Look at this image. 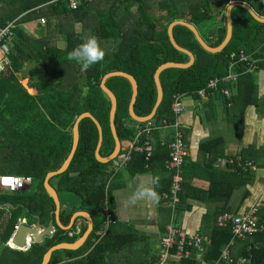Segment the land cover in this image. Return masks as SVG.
<instances>
[{
    "label": "trees",
    "instance_id": "1",
    "mask_svg": "<svg viewBox=\"0 0 264 264\" xmlns=\"http://www.w3.org/2000/svg\"><path fill=\"white\" fill-rule=\"evenodd\" d=\"M230 0H79L72 8L68 0H0V27L10 21L17 23L11 38L6 39L9 45L8 63L0 66V174H17L39 179L37 189L33 192L5 191L0 193V204H13L10 217L3 221L4 211L0 208V227L5 224L1 237L6 242L15 229L18 218L26 216L33 221V215L49 218L55 208L53 198L47 193L43 181L51 170L58 169L67 158L73 143V125L79 114L90 111L101 123L104 133L100 149L102 156L109 155L115 147V139L109 124L111 101L101 88L104 74L114 70H123L134 75L138 82V95L134 105L140 116L148 115L157 99V87L154 73L157 67L166 61L187 62L188 54L178 50L171 43L168 25L175 19L194 23L206 21L215 12L211 3L217 7L227 5ZM256 5L257 12L264 15V0H249ZM136 6L134 11L132 8ZM47 22L41 26L39 36L26 30L24 24L39 18ZM233 36L220 52H209L196 39L194 33L185 25L177 24L173 32L176 41L195 54V61L188 67H167L160 73L163 86V99L158 106L154 119L161 124L163 119H173L171 111L172 96L176 92L192 93L204 87L210 78L222 76L229 66L228 54L232 50L246 45L251 46L264 42V22L256 20L242 6L232 9ZM80 24L81 29H76ZM218 37L209 43L217 46L226 35V25L217 28ZM55 34L63 36L65 46L56 44ZM260 35V38L258 37ZM94 37L102 49L101 61L81 69L80 65L67 59V53L87 37ZM26 56L38 65L29 67L31 76L28 87L22 84L26 77L24 69ZM246 67L242 64L239 70ZM246 79L251 89L254 85L250 72L239 78ZM106 85L117 97L115 116L116 129L121 141V152L129 150L135 136V125L142 127L147 122L134 120L129 114V102L132 94L130 81L124 76H111ZM130 122L132 123L130 124ZM80 138L77 150L69 167L50 179L59 192H69L80 198V207L92 215L99 213L106 206L113 214L112 192L107 188L108 178L115 171L113 160L101 162L95 156L99 132L90 117H84L79 123ZM149 138V133L140 135V145ZM216 141L202 144L201 151L209 153L207 165L212 168L213 161L219 155L214 150ZM164 152L159 156L153 152L149 161L145 150H134L128 162L131 171L142 172L157 160L164 164L168 157L167 144L157 147ZM165 150V151H164ZM156 153V154H155ZM188 163L183 165L184 180L180 191L181 200L195 193L190 191L191 178L187 170ZM195 166V162L189 164ZM252 171L222 172L215 170L217 176L224 177L228 184V196L246 186ZM215 187L211 186L210 190ZM167 189V188H166ZM164 191V190H163ZM162 193V192H161ZM210 194V192H207ZM197 196V194H194ZM248 192L244 196H247ZM201 197L200 195H198ZM231 211L223 208L222 211ZM260 221L264 222V208H260ZM73 211L64 217L68 223ZM220 213V212H219ZM217 213V215L219 214ZM114 215V214H113ZM217 217V216H216ZM95 220L94 227L85 243L77 249H64L67 259L59 255L60 250L52 253L48 264H100L107 260L112 250L111 228L103 236L97 232L103 227V215ZM216 219V218H215ZM86 229V224L80 235ZM67 230L58 226L51 237L43 242L33 243L27 250L4 247L0 252V264H41L45 252L54 244L75 240L64 235ZM211 241L203 245V260L213 263L222 249L230 242L233 233L230 226H213ZM256 245L242 252L249 258V264H264V229L255 233ZM240 239H237V241ZM88 249V253L79 256ZM232 250V248H231ZM232 252V251H231ZM184 258L182 264H198L195 260ZM234 258V264L237 257ZM71 259V260H70Z\"/></svg>",
    "mask_w": 264,
    "mask_h": 264
},
{
    "label": "crops",
    "instance_id": "2",
    "mask_svg": "<svg viewBox=\"0 0 264 264\" xmlns=\"http://www.w3.org/2000/svg\"><path fill=\"white\" fill-rule=\"evenodd\" d=\"M240 1L248 3L258 13V6L256 7L249 0ZM260 1L262 0H258L257 3L259 4ZM211 6L215 12L213 2ZM224 24L226 25L225 15L223 20L220 19L215 24L216 29L212 31L217 33V28ZM260 32L264 33V29L258 33L260 34ZM209 37L211 40L217 38L215 34L208 36L206 39L208 42ZM258 37L260 38V35ZM241 47H245L248 54L253 58V62L250 66L246 65L242 70H239L242 65L240 64L236 70L241 73L239 78L242 74L248 72L252 74L254 85L251 89H249L250 86H247L246 79L243 78L240 81L238 78L235 83L230 85L232 93L229 101L219 91L210 92L205 97L197 95L195 91L192 93L187 92V95L184 96L185 110L180 117L184 125L186 141L185 164L188 163L186 171H188L189 178H191L190 191L196 190L197 196L192 193L184 201L181 200L179 194L180 200L174 209V221L188 232L197 231L210 235L215 225L217 213L221 212L223 208H230L235 213H243L255 205L258 208V218L261 213L260 208H264V42L255 44L251 48L246 45ZM152 120L155 121L154 118ZM148 122L142 127L136 124L135 133L138 132L139 128H142V134L144 132L149 133L148 139L153 152L157 150L156 153L162 156L164 155L161 150L163 148L158 149L157 147L162 139L170 138L171 128L155 127L145 131L149 127ZM209 140L216 141L214 150L219 152L212 163V168L207 165L209 153L201 151L202 144L207 143ZM231 157L250 160L254 163L255 169L246 170L252 171L249 176L250 181L246 186L236 189L230 197L225 193L226 189L221 188L222 186L225 187L228 182L224 180V177L217 176L215 170L232 171L231 165L223 163V160ZM193 162H195V166L190 167L189 164ZM146 168L142 172L134 173L127 163L125 166L115 168L114 173L108 178L106 188L112 192V210L116 222L109 226L111 228L112 250L108 252L107 260L100 264H154L163 258L164 249L160 239L166 232L173 210L165 204L162 194L170 186L171 173L165 167V161L163 164L160 160H157L153 165ZM211 186L215 188L210 190ZM207 192H210V194ZM246 192H248V195L244 196ZM61 193L59 192V197ZM65 195L66 200L64 203L60 198V220L66 226L70 224L76 212L88 210L80 207L81 201L78 196L69 194V192L68 195L67 193ZM0 208H3V221H6L11 215L12 207L4 205ZM70 211L73 212L69 222L63 223L61 213L63 212L65 217ZM90 215L94 227L95 220L101 219L102 213L99 212L93 215L90 213ZM52 217L54 215L52 216L50 212V217H42V222L47 225ZM23 218H26L28 222L26 216H20L17 224L19 219ZM35 221L34 219L31 222L34 223ZM85 224L87 228L88 217L85 214H77L72 227L70 229L63 228L64 230H73L74 234L71 236L65 232L64 235L69 238L75 236V240L80 238V231ZM57 229L58 225L55 226L54 232ZM4 230L5 224L0 227V252L4 250L5 246L20 250V248L11 246L8 243L15 229L6 242L1 237ZM97 234L100 235L98 232ZM252 236L234 241L231 253L237 257L235 264H249V258L243 256L242 252L251 247L252 243L253 245L256 243V238ZM64 249L66 248L57 250H60L59 255L61 258L66 260L67 254ZM85 249L86 251L79 256L88 253V249ZM192 250H195V260L198 264H211L202 258L203 246L201 248H190L188 256H178L171 251L170 255L163 258L164 264H182L184 258L192 259ZM243 259L246 261H243Z\"/></svg>",
    "mask_w": 264,
    "mask_h": 264
},
{
    "label": "built area",
    "instance_id": "3",
    "mask_svg": "<svg viewBox=\"0 0 264 264\" xmlns=\"http://www.w3.org/2000/svg\"><path fill=\"white\" fill-rule=\"evenodd\" d=\"M72 8H76L79 0H68ZM40 21H44V17L39 18ZM17 26L14 21L8 22L7 25L0 27V66L3 63H8L9 45L6 39H9L13 35V28ZM229 66L227 72L222 76H215L209 79L204 87L199 88L195 93L199 96L205 97L207 94L213 91L221 92L229 101L232 91L230 85L235 83L239 75L241 74L236 70L237 66L245 63L250 66L253 62V58L246 51L245 47H240L236 50H232L229 54ZM187 95V92H176L172 96L171 111L173 113V119H163L161 124H157L156 121L148 120V128L145 131H149L151 128L164 127L171 128L170 138L162 139L161 144H167L169 148L168 157L165 160V167L171 173V183L167 191H164L162 196L165 204L173 210L172 217L166 228V232L162 235L160 243L164 249L163 258L173 254L178 256H188L190 248H201L205 243L211 241L209 234L202 232H188L185 229L178 226L174 221V209L179 202V191L182 189L183 181V165L186 157V141L184 133V125L181 121V114L185 110V105L182 101L183 97ZM230 104V102H229ZM142 134V128L138 129L135 134L129 150L119 152V154L113 158V165L115 168L125 166L132 159V152L134 150H145V158L150 160L153 154V148L150 140L145 141L140 145V135ZM224 164L232 166V170L240 172L242 170H253L255 165L252 161L241 158L231 157L223 160ZM145 167H149V162H146ZM33 182L32 176L17 175V174H0V188L8 191H19L26 187H30ZM28 187V188H29ZM106 206L102 209L101 213L104 217L103 227L98 231L99 236H103L108 230L109 226L116 222L115 216L110 211L107 201ZM257 206L253 205L247 211L243 213H235L232 211L220 212L216 219L215 224L219 227L230 226L233 237L230 242L222 249L220 256L212 264H234V259L231 254V247L237 239H245L249 236L264 229V222L260 221L257 217ZM27 223L26 218L19 219L18 224L15 225V230L21 223ZM14 230V231H15ZM69 235H73V230H67ZM14 233L8 240L11 246H16L20 250H27L31 245L19 246L13 243ZM163 258L154 264H164ZM243 261H246L243 259Z\"/></svg>",
    "mask_w": 264,
    "mask_h": 264
},
{
    "label": "water",
    "instance_id": "4",
    "mask_svg": "<svg viewBox=\"0 0 264 264\" xmlns=\"http://www.w3.org/2000/svg\"><path fill=\"white\" fill-rule=\"evenodd\" d=\"M235 6H242L243 8L247 9L251 15L258 21L260 22H264V16L263 15H259L258 13H256L251 6L244 2V1H240V0H231L225 10V18H226V27H227V31H226V35L224 37V39L222 40V42L220 44H218L217 46H212L207 40H205L197 26L189 21L183 20V19H175L173 21L170 22V24L168 25V35L170 38L171 43L174 45L175 48H177L178 50L188 54L189 56V60L187 62H177V61H166L162 64H160L155 73H154V80H155V84L157 87V99L156 102L151 110V112L148 115L145 116H140L138 115L135 110H134V105L137 99V95H138V82L136 80V78L134 77V75H132L131 73H128L126 71L123 70H114V71H110L107 72L106 74H104V76L102 77L101 80V88L103 89V91L109 96L110 101H111V107H110V112H109V124H110V128H111V132L113 134V137L115 139V147L113 149V151L107 155V156H102L100 153V149L103 143V139H104V133H103V128L102 125L100 123V121L90 112V111H84L81 114H79L74 122L73 125V143H72V147L71 150L67 156V158L65 159V161L63 162V164L56 170H51L49 171L43 181L44 187L47 191V193L53 198L54 202H55V208L54 210L51 211V215L54 217L51 218V220L49 221V223L46 225L42 222V218L39 215H33L34 219L36 220L34 223L28 221L27 223H21L19 224V227L15 230L14 232V236H13V243L19 245V246H25V245H31L35 242H43L46 240L47 237H51L54 233L55 230V226H61L62 228L65 229H70L72 227L73 224V220L75 218V216L77 214H85L88 217V226L85 230V232L81 235L80 238L69 242H60L57 244L52 245L51 247L48 248V250L45 252L44 256H43V260L41 262V264H48V262L50 261V258L52 256L53 251L57 250V249H77L79 248L87 239V237L89 236V234L91 233V231L93 230V219L92 216L90 215V213L88 211H84V210H80L78 212H76V214H74V216L72 217V220L70 222L69 225H63L61 223L60 220V211H61V200L59 197V193L56 189V187H54L51 182L50 179L57 175L60 174L62 172H64L70 165L71 160L77 150L78 147V143H79V138H80V132H79V123L80 121L84 118V117H90L96 124L97 128H98V132H99V139H98V143L95 149V156L96 158L101 161V162H108L110 160H112L113 158H115L119 152L121 151V141L119 139L118 133H117V129H116V123H115V116H116V110H117V97L115 95V93L106 85V81L109 77L111 76H124L126 77L130 83H131V87H132V94H131V99L129 102V114L130 116L139 122H146L150 119H152L156 113V110L158 108V106L160 105L162 99H163V86L161 83V79H160V73L163 69L167 68V67H188L191 64L194 63L195 61V54L193 53V51H191L188 48H185L183 46H181L175 39L174 37V26L177 24H181V25H185L187 26L195 35L196 39L198 40V42L201 44V46L206 49L209 52H220L224 49V47L229 43V41L231 40L232 36H233V17H232V9ZM211 35L215 34L218 37V32L216 33L215 31H211L210 33ZM29 56H26V58H28ZM40 180L39 179H35L33 180L32 185L28 188H24L22 189V191L24 192H33L37 189V186L39 184ZM5 192L4 189L0 188V193ZM10 206L12 207L13 204L11 202H7L4 204H0L1 206Z\"/></svg>",
    "mask_w": 264,
    "mask_h": 264
},
{
    "label": "rangeland",
    "instance_id": "5",
    "mask_svg": "<svg viewBox=\"0 0 264 264\" xmlns=\"http://www.w3.org/2000/svg\"><path fill=\"white\" fill-rule=\"evenodd\" d=\"M213 7L215 8V14H216L215 17L213 16L212 18L198 24L199 32H200L201 36L204 37L205 40L207 39L208 36H211L210 35L211 31L216 29L215 24L220 19L223 20L224 15H225L224 14L225 13V7H226L225 5H221L219 8H216L217 6L213 2ZM132 9L135 11L136 6H134ZM46 20H47L46 18H44V21H40V19H37V21L31 22L30 25H28V23H29L28 22V23L24 24V26H25L26 30H28L29 33H31L35 36H39L40 31H41V26L47 22ZM75 28L78 30L81 29L80 24H76ZM54 36H55L54 41L56 42V44L58 46H61V47L65 46V40L63 39L62 34L61 35L55 34ZM105 48H107V43H104L102 45V49H105ZM26 59H27V65H26V68L24 69V71H26V77L21 78V82L23 85L28 87V82H29V79L31 76V72H29L30 69H28V66L29 67H35L38 64L36 62H31L29 58H26ZM182 101L184 103V97H183ZM66 193L68 195V192H62L60 195V198L62 199V203H64L66 200V198H64L66 196L65 195ZM69 194H72V193H69ZM79 200H77V201H79Z\"/></svg>",
    "mask_w": 264,
    "mask_h": 264
},
{
    "label": "clouds",
    "instance_id": "6",
    "mask_svg": "<svg viewBox=\"0 0 264 264\" xmlns=\"http://www.w3.org/2000/svg\"><path fill=\"white\" fill-rule=\"evenodd\" d=\"M103 57V50L98 45L96 39L91 36L83 39L67 53V59L79 64L82 70L87 69L89 66L97 63L98 61H101Z\"/></svg>",
    "mask_w": 264,
    "mask_h": 264
}]
</instances>
